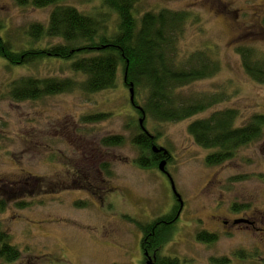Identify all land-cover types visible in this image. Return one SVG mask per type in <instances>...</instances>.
<instances>
[{
    "label": "rangeland",
    "instance_id": "obj_1",
    "mask_svg": "<svg viewBox=\"0 0 264 264\" xmlns=\"http://www.w3.org/2000/svg\"><path fill=\"white\" fill-rule=\"evenodd\" d=\"M65 4L106 20L109 35L116 31L117 15L102 0ZM162 10L187 11L198 19L187 24L178 40L180 59L204 51L220 66L213 77L179 91L183 98L219 96L215 105L179 122L143 117L130 101L132 87L125 86L121 68L111 90L87 94L76 89L14 101L9 86L21 77H72L78 83L84 77L70 69L72 61L44 59L21 67L0 58V198H14L0 211V227L22 253L11 264H152L142 253L137 223L170 216L181 203L159 169L161 161L150 169L136 164L139 149L132 140L144 130L140 125L158 136L159 154L169 151L165 169L183 204L161 254L184 264L223 258L229 264H264V131L234 159L215 166L206 164L212 150L199 147L189 133L194 121L226 109L237 111L238 126L264 115V84L247 76L237 52L239 46H251L259 57L264 55V0H139L135 6L137 17ZM51 11L0 0V36L17 52L58 43L35 42L27 34L32 24L47 25ZM132 89L142 108L144 92ZM100 114L103 119L86 122ZM118 135L123 145H104L106 138ZM17 200L30 205L19 209ZM239 205L247 207L234 211ZM255 211L263 218L253 228L227 230L223 224L254 221ZM199 231L216 234L217 241L200 242ZM238 252L245 254L240 258Z\"/></svg>",
    "mask_w": 264,
    "mask_h": 264
},
{
    "label": "trees",
    "instance_id": "obj_2",
    "mask_svg": "<svg viewBox=\"0 0 264 264\" xmlns=\"http://www.w3.org/2000/svg\"><path fill=\"white\" fill-rule=\"evenodd\" d=\"M66 1L16 0L20 7H52L47 25L32 24L27 34L35 42L49 39L58 43L44 48L28 47L17 52L0 36V58L10 65L21 67L44 59L72 61L70 69L81 74L84 81L78 83L72 77H21L9 86L10 97L14 101L37 100L76 89L87 94L111 90L116 88L117 73L121 68L126 77L125 86L131 87L132 84L134 93L139 90L145 94L140 113L155 122H179L215 105L219 96L193 99L183 98L179 93L193 83L211 78L220 71L219 62L211 58L210 60L204 51H197L185 59H180L178 40L191 20L198 21L191 13L162 10L137 17L135 6L139 0H102L105 7L117 15V29L109 35L105 27L106 20L81 13L66 5ZM2 29L0 22V31ZM237 52L242 58L247 76L256 83L264 84V55L259 57L255 47L251 46H239ZM134 104L137 105L136 100ZM103 117V114L89 116L86 122L96 123ZM236 120L237 111L226 109L196 120L190 125L189 133L195 143L203 149L212 150L206 157L208 166L220 165L234 159L239 150L263 136L264 115L252 116L243 126L235 124ZM139 127L146 129L143 125ZM157 137L146 129L133 138V143L139 149L136 160L138 166L144 169L159 166L160 162L151 152L154 147L160 150ZM123 144L124 138L120 135L104 140L106 146ZM158 156L161 162H169L171 159L166 149ZM13 199L11 194L0 198V211H4ZM17 201L15 206L19 209L30 205V202ZM238 207L233 208L234 211L239 212L247 206ZM180 208V204L176 205L170 216L160 217L151 223H137L142 232V253L145 259V254L149 253L148 258L152 260V264H182L177 258L161 254L172 238ZM196 236L207 245L217 241V235L207 231H199ZM240 254L245 252H238L236 255L240 257ZM21 257L22 253L12 243L10 234L0 227V261L11 264L19 261ZM229 262L227 258L212 259L213 264Z\"/></svg>",
    "mask_w": 264,
    "mask_h": 264
},
{
    "label": "flooded vegetation",
    "instance_id": "obj_3",
    "mask_svg": "<svg viewBox=\"0 0 264 264\" xmlns=\"http://www.w3.org/2000/svg\"><path fill=\"white\" fill-rule=\"evenodd\" d=\"M134 105H135V104H134ZM135 107H137L140 111H142L141 108L138 107L137 105H135ZM147 132H148V131H147ZM160 147H161V146H160ZM157 149H158V148H157ZM158 150H159V149H158ZM154 154L156 155V159L160 162L161 160H160V157L158 156V155H159V152L154 153ZM165 170H166V169H165ZM166 171H167V170H166ZM167 173L169 174L168 171H167ZM166 176H167V175H166ZM178 210H181V208L178 209ZM177 213H178V211H177ZM177 216H179V213L177 214ZM254 216H255V217H254V218H255L254 221H252L251 219L248 218L249 221H251V222H249V221L247 222V221H246V223L236 224V221H239V220L234 219V220H232V221H230V222L225 221V222H223V224L226 226L227 230H231V229H233V228H240V229H243V228H249V227L253 228V227L255 226L254 222L258 220L257 218H260L259 216H261V217L263 218V215H261V213H259L258 211H255ZM146 256H147V257L150 256L148 252L146 253ZM179 261H180L182 264H184V262H183L181 259H179Z\"/></svg>",
    "mask_w": 264,
    "mask_h": 264
},
{
    "label": "water",
    "instance_id": "obj_4",
    "mask_svg": "<svg viewBox=\"0 0 264 264\" xmlns=\"http://www.w3.org/2000/svg\"><path fill=\"white\" fill-rule=\"evenodd\" d=\"M126 80V79H125ZM131 87H133V85L131 84ZM130 101L132 104H134V95H133V89L130 88ZM141 124H142V120L140 121ZM145 130V129H144ZM154 152H158V149L156 147L153 148ZM165 166H166V162L165 161H162L160 166H159V169L160 171H162L165 175H167V177L169 178V180L171 181V184H172V189L174 191V194L175 196L177 197V199L180 201L181 203V207L183 206L182 204V201H181V198L180 196L178 195V193L176 192L175 188H174V185H173V182H172V178H171V175L167 173V171L165 170ZM240 223H246V221H236V224H240ZM150 264V263H149Z\"/></svg>",
    "mask_w": 264,
    "mask_h": 264
}]
</instances>
